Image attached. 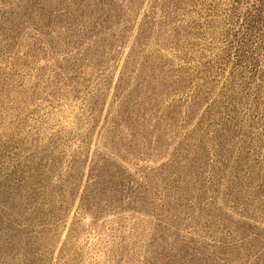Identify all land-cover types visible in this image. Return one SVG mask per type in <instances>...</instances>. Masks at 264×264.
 Instances as JSON below:
<instances>
[{
  "label": "rangeland",
  "instance_id": "rangeland-1",
  "mask_svg": "<svg viewBox=\"0 0 264 264\" xmlns=\"http://www.w3.org/2000/svg\"><path fill=\"white\" fill-rule=\"evenodd\" d=\"M0 264H264V0H0Z\"/></svg>",
  "mask_w": 264,
  "mask_h": 264
}]
</instances>
